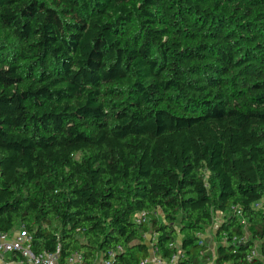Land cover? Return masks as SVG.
<instances>
[{
    "label": "trees",
    "instance_id": "16d2710c",
    "mask_svg": "<svg viewBox=\"0 0 264 264\" xmlns=\"http://www.w3.org/2000/svg\"><path fill=\"white\" fill-rule=\"evenodd\" d=\"M263 201L264 0H0V233L210 264L221 214L214 264H264Z\"/></svg>",
    "mask_w": 264,
    "mask_h": 264
},
{
    "label": "built area",
    "instance_id": "2783aa9c",
    "mask_svg": "<svg viewBox=\"0 0 264 264\" xmlns=\"http://www.w3.org/2000/svg\"><path fill=\"white\" fill-rule=\"evenodd\" d=\"M261 207V204H257L256 208ZM233 213L240 217V212L237 209L233 210ZM149 214L142 212L134 216L133 221L137 226L143 225L148 222ZM245 225L246 222L242 220ZM156 235L146 233L143 235V242L149 247V256L142 259L139 264H178L182 255L178 244H174L173 247L176 252L169 258H163L156 248ZM249 240V236L244 229V235L235 237L233 243H246ZM203 245L202 240L199 242ZM124 250L118 248L117 250H112L108 254L101 257L98 264H117L116 259L118 254L122 253ZM12 254H17L19 260L17 264H61V250L57 249L56 252L44 253L42 255H36L33 252V239L30 234L24 233L20 230L9 233H0V260L2 263L6 262V257ZM260 257V248L256 245L249 257L251 262L254 259ZM65 264H84V258L80 253L73 254L65 261Z\"/></svg>",
    "mask_w": 264,
    "mask_h": 264
},
{
    "label": "rangeland",
    "instance_id": "374dc122",
    "mask_svg": "<svg viewBox=\"0 0 264 264\" xmlns=\"http://www.w3.org/2000/svg\"><path fill=\"white\" fill-rule=\"evenodd\" d=\"M264 203V201H263ZM159 219L161 221L164 220V217L161 213H159ZM222 221V215L221 214H217L215 216V225L214 227L207 229L206 233L204 234V236L201 237V240L203 242V246L205 248V253L203 254L204 256L210 255V259H212V261H215L216 258V251L218 246L220 245V243L222 241H220V239L217 236V229L220 225V222ZM178 244L180 245L182 242V237L179 236L178 240H177Z\"/></svg>",
    "mask_w": 264,
    "mask_h": 264
},
{
    "label": "crops",
    "instance_id": "0c3cea01",
    "mask_svg": "<svg viewBox=\"0 0 264 264\" xmlns=\"http://www.w3.org/2000/svg\"><path fill=\"white\" fill-rule=\"evenodd\" d=\"M223 217V216H222ZM0 263L2 264L1 260H0ZM210 264H214V261H212Z\"/></svg>",
    "mask_w": 264,
    "mask_h": 264
}]
</instances>
